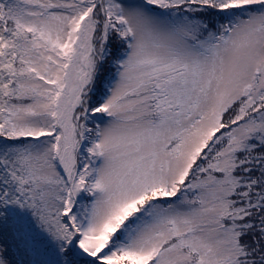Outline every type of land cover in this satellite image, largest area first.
<instances>
[{
  "label": "snow or ice",
  "instance_id": "snow-or-ice-1",
  "mask_svg": "<svg viewBox=\"0 0 264 264\" xmlns=\"http://www.w3.org/2000/svg\"><path fill=\"white\" fill-rule=\"evenodd\" d=\"M0 264H264V0H0Z\"/></svg>",
  "mask_w": 264,
  "mask_h": 264
}]
</instances>
